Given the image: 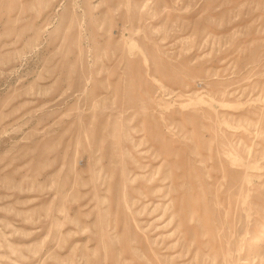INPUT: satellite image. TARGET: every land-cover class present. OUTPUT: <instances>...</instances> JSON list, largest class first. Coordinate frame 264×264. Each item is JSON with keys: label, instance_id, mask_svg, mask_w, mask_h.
<instances>
[{"label": "rangeland", "instance_id": "rangeland-1", "mask_svg": "<svg viewBox=\"0 0 264 264\" xmlns=\"http://www.w3.org/2000/svg\"><path fill=\"white\" fill-rule=\"evenodd\" d=\"M0 264H264V0H0Z\"/></svg>", "mask_w": 264, "mask_h": 264}]
</instances>
